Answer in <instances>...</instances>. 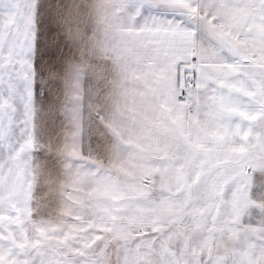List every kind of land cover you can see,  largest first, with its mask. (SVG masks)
<instances>
[{
  "label": "snow or ice",
  "instance_id": "obj_1",
  "mask_svg": "<svg viewBox=\"0 0 264 264\" xmlns=\"http://www.w3.org/2000/svg\"><path fill=\"white\" fill-rule=\"evenodd\" d=\"M0 264H264V0H0Z\"/></svg>",
  "mask_w": 264,
  "mask_h": 264
}]
</instances>
